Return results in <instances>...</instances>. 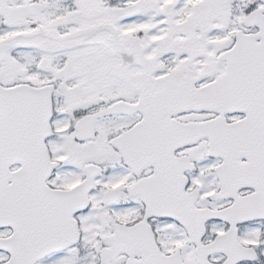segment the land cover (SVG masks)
I'll return each mask as SVG.
<instances>
[{"label": "snow or ice", "instance_id": "snow-or-ice-1", "mask_svg": "<svg viewBox=\"0 0 264 264\" xmlns=\"http://www.w3.org/2000/svg\"><path fill=\"white\" fill-rule=\"evenodd\" d=\"M0 264H264V0H0Z\"/></svg>", "mask_w": 264, "mask_h": 264}]
</instances>
